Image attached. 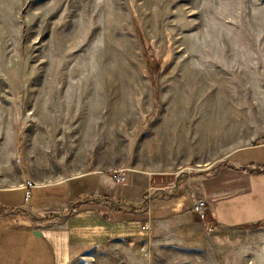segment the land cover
Returning <instances> with one entry per match:
<instances>
[{"label":"rangeland","instance_id":"1","mask_svg":"<svg viewBox=\"0 0 264 264\" xmlns=\"http://www.w3.org/2000/svg\"><path fill=\"white\" fill-rule=\"evenodd\" d=\"M260 144L264 0H0V186L101 163L195 188ZM170 201L155 217L143 203L141 240L73 264H264V223L214 226Z\"/></svg>","mask_w":264,"mask_h":264},{"label":"crops","instance_id":"2","mask_svg":"<svg viewBox=\"0 0 264 264\" xmlns=\"http://www.w3.org/2000/svg\"><path fill=\"white\" fill-rule=\"evenodd\" d=\"M262 155L264 144L240 148L211 176L196 178L194 189L210 203V218L218 225L264 223ZM117 170L97 163L53 184L35 182L29 198L27 180L0 186V264H73L88 249L137 242L163 194L171 198V215L192 212L190 175L161 179L134 171L127 172L126 185H118L111 176ZM145 201L149 213L141 209Z\"/></svg>","mask_w":264,"mask_h":264},{"label":"built area","instance_id":"3","mask_svg":"<svg viewBox=\"0 0 264 264\" xmlns=\"http://www.w3.org/2000/svg\"><path fill=\"white\" fill-rule=\"evenodd\" d=\"M127 172H128V170H126V169H120L118 171H115L111 174L112 179L118 185H126V183H127ZM190 181L191 180L189 178L188 179L189 185H190ZM24 187L28 191L27 195L29 198L31 195V191L36 187V184L34 182L27 181L24 184ZM190 190H191L190 195H191V201H192V211L194 213H196L203 222L209 223L210 225H214V224L217 225V223L215 221L213 222L210 219V214H209L210 213L209 211L211 209L210 203L206 199L198 197L194 187H192L191 185H190ZM149 228H150L149 226H145L146 230Z\"/></svg>","mask_w":264,"mask_h":264}]
</instances>
